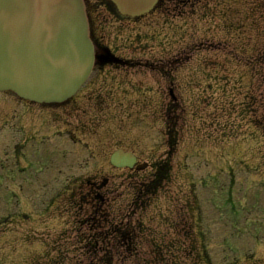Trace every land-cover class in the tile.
I'll list each match as a JSON object with an SVG mask.
<instances>
[{"label":"rangeland","instance_id":"1","mask_svg":"<svg viewBox=\"0 0 264 264\" xmlns=\"http://www.w3.org/2000/svg\"><path fill=\"white\" fill-rule=\"evenodd\" d=\"M88 1L92 8L101 3ZM99 15L100 24L115 26V18ZM132 22L106 36L113 46L135 37L118 49L132 55L133 64L109 67L119 76L100 90L103 106L97 113L102 119L91 123L93 114H87L88 130L77 136L87 140L92 156L73 153L75 161L65 163L63 172L44 167L45 178L42 172L30 171L29 178L21 172L23 160L16 165L12 153L22 152L20 128L15 133L8 122L13 117L19 125L17 101L0 93V119L5 121L0 123V174L7 170L0 177V264H94V257L98 264H204L199 256L204 252L212 264H264V0H202L198 11L173 2ZM24 117V126L34 134L28 142L37 139V146L47 136L52 139L50 127H66L69 120L50 117L40 124L34 116ZM174 122L169 153L162 129ZM54 140L62 151L71 149L70 140L57 135ZM101 141L122 142L140 154V161L162 160L153 164V172L142 171L141 176L152 173L137 184L138 172L107 168L94 148ZM154 147H160L157 153ZM45 150L42 145L40 154ZM95 177L103 181L96 183ZM58 180L67 189L77 185L80 202L90 201L87 209L98 208L101 230L95 229L102 240L94 248H84L91 245L86 240L93 227L87 224L85 231L86 224L79 223L86 215H76L74 222L52 204L53 194L43 195L46 183ZM154 180L159 183L146 196ZM75 191L65 194L73 199ZM140 191L144 197H137ZM108 214L116 221L109 228L102 222ZM124 218L134 220V245L118 241L116 260L107 263L100 249L114 227H126ZM118 256L126 258L119 262Z\"/></svg>","mask_w":264,"mask_h":264},{"label":"water","instance_id":"2","mask_svg":"<svg viewBox=\"0 0 264 264\" xmlns=\"http://www.w3.org/2000/svg\"><path fill=\"white\" fill-rule=\"evenodd\" d=\"M116 2L134 12L153 0ZM0 7L8 10L5 23L0 21L2 89L15 88L37 101L59 100L79 86L97 60L105 59L93 44L83 0H0ZM55 7L62 13L58 18L50 15Z\"/></svg>","mask_w":264,"mask_h":264},{"label":"bare ground","instance_id":"3","mask_svg":"<svg viewBox=\"0 0 264 264\" xmlns=\"http://www.w3.org/2000/svg\"><path fill=\"white\" fill-rule=\"evenodd\" d=\"M60 12V9H59V7H55V9L54 10H51L50 11V15H51V17H53V18H58V17H60V15L62 14V13H59ZM6 15H8V10L7 9H5V8H3V7H0V21L1 22H4L5 23V17H6ZM50 71V70H49ZM4 72V71H3ZM25 74V73H24ZM7 78H9V75L7 76ZM10 89H13L14 91H16V93H20V90H16L15 88H12V87H9ZM54 92V91H53ZM69 97V95L68 94H66V96H65V99L66 98H68ZM59 98H64V97H62V96H60ZM123 152L121 153V155H119V154H113L112 156H111V158H110V161L111 162H113L114 161V159H119L120 161L123 159ZM127 154V156L129 157V155H128V153H126ZM136 156V155H135ZM131 157L133 158V156L131 155ZM137 158V157H136ZM137 161H140L139 159H137ZM131 167V171H133V172H138L137 170H138V166L137 167H134V165H132V166H130ZM136 169V170H135ZM164 170L166 171V174L169 176V173H170V171H171V165L169 164V163H167V164H165V166H164ZM158 178H159V176H158ZM142 183V182H141ZM158 183H159V180H154L153 182H152V184H151V186L150 187H147V194H145L146 196L150 193V191H151V189H153V188H155V187H157V185H158ZM142 184H140V186H141ZM143 186V185H142ZM151 188V189H150ZM144 190V188H142V191ZM144 194H142L141 193V191H140V193H138V195H137V197H142ZM99 197V196H98ZM144 197V196H143ZM83 199V201L82 202H84V199L85 198H82ZM103 201V197L101 198L100 197V201ZM145 200V199H144ZM87 203H90V201L88 202V201H86ZM86 203V204H87ZM97 205V204H96ZM88 212L89 213H84L86 216L85 217H83V222L85 223H87V224H89L90 226H93L92 227V231H90L88 234L91 236V237H88L87 238V240L86 241H88L89 239H90V243H91V245H92V247L94 248L95 246H96V241H100V239H101V236H102V234H99V233H97L96 232V229H99L98 227H100V223L97 221V219H98V217H97V215H98V213H99V211H98V208L97 207H92V208H90V209H88ZM97 223H98V225H97ZM96 228V229H95ZM129 230V231H128ZM111 232H113V234L108 238L109 240H113V244L114 245H116L117 244V242L118 241H120V242H126V244L127 243H129L130 242V246H133L134 244H133V238L131 237V232H132V230H131V226L129 225V224H127L126 225V227L125 228H121V227H118V226H116V227H114V229L111 231ZM108 236V235H107ZM83 239L82 240H84L86 237H82ZM126 240V241H125ZM100 243V242H99ZM118 244H119V242H118ZM91 245H89V246H91ZM113 251V250H112Z\"/></svg>","mask_w":264,"mask_h":264},{"label":"flooded vegetation","instance_id":"4","mask_svg":"<svg viewBox=\"0 0 264 264\" xmlns=\"http://www.w3.org/2000/svg\"><path fill=\"white\" fill-rule=\"evenodd\" d=\"M173 1V0H171ZM178 1H184V2H187L185 0H178ZM97 42L100 41V38H96ZM174 98H176V96H173ZM101 103H99L100 105ZM80 107V104H72L71 103H67L65 104L64 106H62L59 110V114L64 118V119H74L75 121H78L80 120V115H75L73 114V112H76ZM42 109H46L48 110L49 108H46L44 106L40 107ZM83 125H81L82 127Z\"/></svg>","mask_w":264,"mask_h":264},{"label":"trees","instance_id":"5","mask_svg":"<svg viewBox=\"0 0 264 264\" xmlns=\"http://www.w3.org/2000/svg\"><path fill=\"white\" fill-rule=\"evenodd\" d=\"M199 256H200V258H201V257L204 258V259H201V260H203L204 262H205V261H206V262H210V257H207V258H206V256H204V255H199ZM107 260H108V257H107ZM107 260H106V261H107ZM204 262H203V263H204ZM206 262H205V263H206ZM184 263H185V262H184L183 260H181L179 263H175L174 261H172V262H169V261H168L167 264H184ZM154 264H157V262L154 263Z\"/></svg>","mask_w":264,"mask_h":264}]
</instances>
